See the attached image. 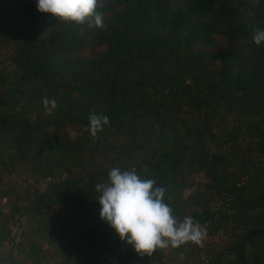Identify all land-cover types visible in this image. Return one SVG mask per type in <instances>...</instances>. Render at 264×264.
<instances>
[{
  "label": "trees",
  "instance_id": "1",
  "mask_svg": "<svg viewBox=\"0 0 264 264\" xmlns=\"http://www.w3.org/2000/svg\"><path fill=\"white\" fill-rule=\"evenodd\" d=\"M99 4L102 28L0 0V264H264V0ZM113 167L164 187L202 246L120 240L95 191Z\"/></svg>",
  "mask_w": 264,
  "mask_h": 264
},
{
  "label": "clouds",
  "instance_id": "2",
  "mask_svg": "<svg viewBox=\"0 0 264 264\" xmlns=\"http://www.w3.org/2000/svg\"><path fill=\"white\" fill-rule=\"evenodd\" d=\"M99 0H36L38 12L49 14L61 22L94 24L102 28L103 16L96 9ZM252 40L264 42V29H256ZM42 104L51 112L56 101L42 98ZM88 131L91 136L103 130L109 123L106 115L90 112ZM99 216L120 240L132 246L141 256H151L157 249L169 246L178 248L185 243L202 246L206 231L191 216L178 220L169 204L164 202V187L157 186L151 178H142L135 170L113 167L106 182L97 183Z\"/></svg>",
  "mask_w": 264,
  "mask_h": 264
},
{
  "label": "rangeland",
  "instance_id": "3",
  "mask_svg": "<svg viewBox=\"0 0 264 264\" xmlns=\"http://www.w3.org/2000/svg\"><path fill=\"white\" fill-rule=\"evenodd\" d=\"M71 131L73 132L74 130L73 129H71ZM18 178H20V177H18ZM28 182H30V183H35L34 181H33V179H28ZM36 185H39V186H42V184H43V181H41V182H38V183H35ZM155 264H171V263H169V262H167V261H164V263H155Z\"/></svg>",
  "mask_w": 264,
  "mask_h": 264
}]
</instances>
